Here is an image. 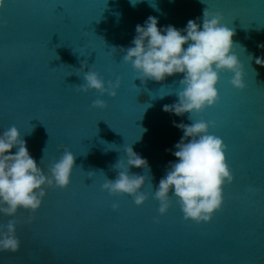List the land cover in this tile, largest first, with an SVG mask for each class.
Instances as JSON below:
<instances>
[{
    "label": "water",
    "instance_id": "water-1",
    "mask_svg": "<svg viewBox=\"0 0 264 264\" xmlns=\"http://www.w3.org/2000/svg\"><path fill=\"white\" fill-rule=\"evenodd\" d=\"M201 2L141 0L133 7L129 0H3L0 133L15 126L46 173L65 150L75 163L69 185L45 188L38 211L0 215V225L15 220L20 242L16 252L0 251V264H264V67L249 60L264 57L258 47L264 44V0ZM205 9L235 30L233 42L240 47L233 51L245 87L233 89L231 74L221 73L218 101L193 116L215 122L210 134L227 145L234 177L223 186L221 210L196 224L183 219L174 199L160 216L153 199L183 136L173 122L191 123L188 114L162 111L177 102L182 76L141 84L119 49L131 45L136 26L150 16L158 27L183 29L189 20L200 22ZM84 70L106 84L119 78L116 97L78 92ZM97 99L106 108L93 109ZM127 146L150 168L129 169L145 176L148 199L140 207L131 197L101 190L116 178L113 165Z\"/></svg>",
    "mask_w": 264,
    "mask_h": 264
},
{
    "label": "clouds",
    "instance_id": "clouds-1",
    "mask_svg": "<svg viewBox=\"0 0 264 264\" xmlns=\"http://www.w3.org/2000/svg\"><path fill=\"white\" fill-rule=\"evenodd\" d=\"M139 2L141 0H129L133 7ZM2 3L3 0H0ZM234 35L235 30L223 22L219 13H209L205 9L200 22L189 20L183 29L172 25L158 27L157 18L150 16L143 25L136 26L131 45L119 49L123 63L131 66L134 80H140L141 84L147 81L159 83L167 77L182 76L180 90L175 93L177 102L164 105L162 111L178 117L188 114L191 123L173 122L183 136L171 152L175 162L169 164L154 191L153 199L159 204L160 216L168 212L174 199L185 221L208 223L222 206L223 186L233 181L226 162L225 145L220 137L210 134L209 129L214 124L202 119L193 120V116L218 101L221 73L231 74L229 84L233 89H244L242 65L233 51L240 47L234 45ZM258 47L264 49V44ZM253 59L257 66L264 67V57L249 56L250 61ZM79 77L83 82L76 86V90L83 94L96 92L101 97L115 98L120 87L119 78L115 83L109 81L106 84L91 70H84ZM165 95L159 98L163 99ZM106 106L102 99L95 100L91 105L93 109L100 110ZM146 131L142 129L141 135ZM20 137L15 126L0 133V215L10 218L20 210L29 213L38 211L46 195L45 188L65 189L70 183L75 163L74 155L65 150L46 173L29 154L25 140ZM123 151L124 158L113 165L117 171L116 178L106 180L101 190L111 196L131 197L134 205L140 207L148 199L142 192L145 176L130 175L129 169H143L148 173L150 168L147 160L135 153L131 146ZM117 207L114 204L113 210ZM15 231L14 219L0 225V251L16 252L19 249L20 242Z\"/></svg>",
    "mask_w": 264,
    "mask_h": 264
},
{
    "label": "snow or ice",
    "instance_id": "snow-or-ice-1",
    "mask_svg": "<svg viewBox=\"0 0 264 264\" xmlns=\"http://www.w3.org/2000/svg\"><path fill=\"white\" fill-rule=\"evenodd\" d=\"M237 19V18H236ZM239 19V18H238ZM235 19H233L232 20V22L234 21ZM232 24V23H231ZM213 124L215 123V122H212ZM31 128H32V124H31V126H30ZM222 139V138H221ZM225 148H226V151H225V157H226V154H227V145H225ZM233 179H234V177H233ZM228 185H225V188L227 187ZM64 190V189H63ZM224 191V189H222V192ZM222 205H223V203H222ZM42 206V205H41ZM221 208H222V206H221ZM221 208H220V210H221ZM21 211H24V210H21Z\"/></svg>",
    "mask_w": 264,
    "mask_h": 264
}]
</instances>
